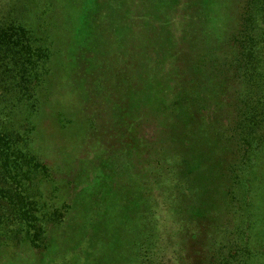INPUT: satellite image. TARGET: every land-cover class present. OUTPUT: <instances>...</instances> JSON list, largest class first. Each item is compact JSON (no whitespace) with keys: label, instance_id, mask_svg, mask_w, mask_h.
<instances>
[{"label":"rangeland","instance_id":"374dc122","mask_svg":"<svg viewBox=\"0 0 264 264\" xmlns=\"http://www.w3.org/2000/svg\"><path fill=\"white\" fill-rule=\"evenodd\" d=\"M138 1L51 0L49 17L53 57L45 87L39 88L40 107L22 115L25 127L21 130L33 128L24 139H20L19 144H25V139L29 138L28 148L48 164L45 172H41L40 189L45 197L48 196L49 210L55 211V215L50 212L54 221L46 225L45 218L42 217L41 222V217L36 216L32 232H39L38 229L44 225L45 232L39 237L45 241L40 240L39 243L36 240L35 245L28 240L21 241L18 231L15 235L10 232L11 228H17L16 225H0V264L197 262L199 255L195 246L199 242L198 231L202 228L200 221L203 215L213 216L212 212L221 210L219 199L227 184V178L223 177L224 167L229 161L227 153L231 147L226 143L225 153L223 151V156L218 158L213 150L220 148H217V141L213 140L210 132L187 124L185 119L177 124L174 112L176 95H170V103L175 108L163 118L162 133L154 134L155 129L147 124H143L142 129L136 128L141 122L140 106L146 100H153L155 92L141 88L140 96H134L128 89L131 79L121 78L117 62L125 59L131 70V40L136 38L131 31L123 32V37L119 35L121 21L127 29L131 26L138 29L143 28L141 21L148 25L150 16H153L151 27H155L163 38V45L156 46V51L155 48L143 47L141 66H148L146 69L154 70L156 74L170 61L183 65L186 51L182 47L188 44L185 27L190 15L188 0H176L171 8H158L149 14L144 12V1L140 6L145 14L133 9L134 2ZM201 1L196 2V14H204L208 19L206 34H199V38L208 40L203 42L206 48L198 45L195 60H199L201 51L206 50L228 71L221 76L222 83L215 82L214 89L201 91L200 99L194 100L192 109L205 115V120L211 114L222 115L224 124L220 130L227 129L228 125L236 128L239 140L247 137L254 149L264 138V91L252 99L248 86L256 90L259 84L264 86V78L255 70L264 69V0H207L205 7L201 6L205 0ZM248 2H251V10L246 12ZM127 4H133L128 15V11H124ZM30 5L37 10L34 11L35 16L45 7L39 0H32ZM121 15L124 19H117ZM96 26V38L95 34L90 37ZM211 72L212 80L216 81V72L213 69ZM176 73L179 77L180 71ZM152 78L149 75L150 81ZM205 79H209V75ZM124 81L127 85H123ZM144 82L141 79V86ZM202 92L212 93V96L209 95V99ZM230 102L238 104L235 112H232L234 105ZM240 106L243 110L239 109ZM161 107L164 110L163 105ZM27 115L29 121L24 120ZM192 128L197 130L188 135ZM143 137H146L145 142H140ZM147 138H151L149 142ZM160 138H167L164 145L154 142ZM190 143L195 144L193 149ZM262 148L264 150V146ZM185 149L186 155L181 152ZM210 150L213 158L209 157ZM244 159L242 163L240 161L241 171L249 155ZM255 161L259 169L264 167V151L256 156ZM153 167L161 172L168 169L173 173L176 171L180 180L178 178L176 185L172 183L174 181L161 180V177L153 181L146 177ZM194 168V174L199 175L192 179L189 176ZM255 184L257 188L253 193L259 196L256 209L259 212L264 207V183L259 184L256 179ZM37 191L35 189L31 193L39 198ZM32 210L35 214L46 211L41 207ZM261 212L264 213V208ZM60 214L63 216L59 217ZM209 216L205 220H210ZM156 222L162 225L157 227ZM261 224L264 221L260 219L253 223L254 233ZM211 226L213 230L214 221ZM173 229L176 233L179 230L184 233L177 235L175 240L188 244L185 254L163 249L162 242ZM228 232L226 227H221L213 249L220 246L219 242H223L220 238ZM261 238L258 236L254 241V245L260 248L259 252L264 245ZM202 254L214 259L207 249H203Z\"/></svg>","mask_w":264,"mask_h":264},{"label":"trees","instance_id":"16d2710c","mask_svg":"<svg viewBox=\"0 0 264 264\" xmlns=\"http://www.w3.org/2000/svg\"><path fill=\"white\" fill-rule=\"evenodd\" d=\"M31 1L0 0V225L3 227L9 224L16 225L17 228H11L10 232L15 235L18 231L21 241L28 240L34 244L36 240H39V243L40 240L45 241V239L39 237V234H44L45 230H43L44 225H42L38 229L39 232L35 230L32 232V227L34 226L32 222H35L36 216H40L41 222L43 217L47 220L45 224L48 225V223L54 221L55 211L49 210L51 206L47 207L49 205L47 203L48 196L45 197L40 189L42 181L41 172H45L48 164L43 163L39 158V154H35V152L28 148L30 144L28 143L29 138L25 139V144H19L20 139H24L23 137L33 128L21 130V127H25L22 124V115L26 111L29 112L31 110L34 112L40 107L39 88L45 87L49 64L53 57V49L51 48L52 32L50 30L51 19L49 17L51 0H39V3L45 4V7L36 16L34 15V11L37 10L30 5ZM141 1H144V12L148 14L151 11H157L156 9L158 8L162 9L166 6L171 8L176 2V0H139L138 2H134L135 7L133 8L139 13L143 12V8L140 6ZM188 1L190 15L187 16L185 27L188 39L186 42L188 44L185 48L182 47L186 51L182 66L178 65L177 62L170 61L167 67L163 66L156 74H154V70L146 69L148 66H141L143 47L144 49L155 48L154 51H156L158 49L156 46H159L160 43L163 45V38L155 31V27H151V18L153 16H150L148 25L141 21L143 28L138 29H133L132 26L131 29L130 27L127 29L122 26L123 21H121L119 35L123 37V32L127 33L131 31L134 38L135 36L136 38L131 40V70L125 64V59L122 60L123 62H117L119 63L117 69L121 73V78H126V80L128 79L127 81L131 79V87L129 86L128 89H131L132 95L140 96L139 90L141 88L143 91L155 92L153 100H146L140 106L139 115L141 122H138L136 128L140 127L142 129L143 124H147L155 129L153 131L154 134L156 132L162 133L163 118L175 108H173V103H170V97L176 95L177 107L174 112H176L175 122L177 124L181 119H185L187 124L196 125L204 131L210 132L213 140L217 141V148H220V150H213L216 152L215 155L217 154L218 158L219 155H222L223 151L225 153L226 143H228L229 148L231 147L227 153V160L229 159V161L225 162L227 164L224 167L223 177L224 179L227 178V184H225L223 193L219 199L221 210L219 212H212L213 216L208 215L210 220H205L208 217L207 214L203 215L200 221L202 228L201 231H198L199 242L195 246L199 258L197 257L195 264H225V262L229 264H264V245H262V252H259L260 248L254 245V241H257L258 236L264 239V224H261L260 229H256L255 225L256 233L253 232V223L256 224L259 219L264 221V213L261 212L264 207L259 212L256 210L259 196H255V193H253L255 188H257L255 184L256 179L259 181V184L260 182L264 183V167L259 169L256 164L257 161H255L256 156L262 154V151H264L262 148L264 146V138H261L257 147L252 149L249 144L250 140H247V137H245L246 140H239V134L235 132L236 128L229 127L228 125L227 129L220 130L221 126H223L222 124H224L222 115L216 114L214 116L211 114L208 120H205V117H203L205 115L199 114L196 110L192 109L194 100L200 99L201 91L207 88L211 91L210 88L214 89L215 82L222 83L221 76H224V72L226 73L228 70L221 67L219 59H216L214 55H208L206 50L201 51V58L199 60H195L198 45L203 49L206 48L203 42L204 40L206 42L208 39H203V37L200 39L199 34L205 36L208 17L206 19L204 14H196L195 5L197 0ZM207 2L205 0L201 6H207ZM74 3L76 4V2ZM132 5L128 6L127 4L125 7L124 11H128L127 15L131 12ZM246 9V12L251 10V2L247 3ZM74 10L77 11L76 8ZM242 10L244 11V8ZM144 12L143 14H145ZM262 17L264 19V14H262ZM117 19H124L123 15ZM145 22L147 21L145 20ZM117 23L119 22L117 21ZM145 24L147 26H144ZM97 28L96 26L91 30L90 37H93L95 34L96 38ZM257 45L255 44V46ZM94 47L95 44L93 49ZM262 47H264V44ZM118 49L122 50L120 46ZM138 49L140 50L139 52ZM262 51L264 52V49ZM167 58L164 63H166ZM196 62L199 63L198 65H200L201 70ZM224 62L226 64V61ZM212 69L216 72V81L212 80L210 74L212 73ZM255 70L257 75H261L264 78V69L256 68ZM126 71H128V75L125 76ZM177 71H180L179 77H177ZM199 72H201L200 75ZM149 75L151 78L153 76V81L149 80ZM207 75H209V79H205ZM141 79L145 81L143 86H141ZM125 82L123 85H127ZM217 85L219 86V84ZM251 88L249 85L248 90L252 99H254L257 93L260 94L264 91V86L261 84H259L258 90ZM202 94L212 96V93L208 95L202 92ZM211 96H209V99ZM230 103L234 105L232 112H235L238 104L236 106L234 102ZM161 105H163L164 110H162ZM239 109L243 110V106H240ZM24 120L29 121V115ZM167 123L169 122L167 121ZM159 126H162L161 129L158 128ZM148 127L151 128L150 126ZM196 130V128L188 130V135ZM149 139L151 138H147L148 142ZM145 140L146 137H143L140 142H145ZM165 141H167V138L156 139L154 142L159 145L163 143L164 145ZM189 145L191 149L195 147L193 143ZM181 152L185 155L187 154L186 149ZM252 153H254V156L250 157ZM247 154L249 155V160L244 163L241 171V163L243 160L245 161L244 158ZM213 155L212 150H210L209 157L213 158ZM194 170L195 168L190 171L192 173H190L189 178L195 179L198 177L199 174H194ZM146 177H151L153 181H158L161 177V180L174 181L172 183H175V185L179 178L176 175V171L173 173L172 170L168 169L165 172H161L156 167L151 168ZM189 178L185 177V179ZM35 189L36 191L39 189V192L37 191L38 194L40 193L39 198H36L31 193ZM41 198H43V201ZM39 207L43 208V210L46 209V211L41 214L33 213L32 209H38ZM50 212H53L54 215L50 214ZM260 214L262 215L259 216ZM62 216L63 214H60L59 217ZM211 218L216 219L213 220ZM213 221L215 222V228L211 230ZM208 224L210 227H207ZM156 225L160 227L162 224L156 222ZM223 226L229 232L226 236L220 238L221 240L223 239V242H219L220 246L213 249L212 245L218 242L219 231ZM175 233L176 230L173 229L171 233L165 236L162 242L164 244L163 247H165L163 249H169L175 254H185L184 251L189 248L188 244L178 243L175 240L178 238L177 235L182 236L184 233H182V230ZM206 240L209 242H206ZM179 241H182V238ZM203 249H207L214 259L205 257L202 254ZM209 260L214 261L210 262ZM218 260L219 263H217Z\"/></svg>","mask_w":264,"mask_h":264}]
</instances>
